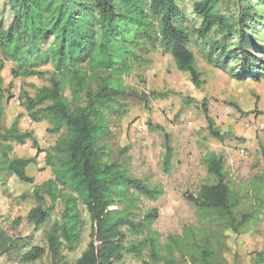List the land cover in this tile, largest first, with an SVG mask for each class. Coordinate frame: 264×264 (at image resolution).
Listing matches in <instances>:
<instances>
[{"label":"trees","instance_id":"16d2710c","mask_svg":"<svg viewBox=\"0 0 264 264\" xmlns=\"http://www.w3.org/2000/svg\"><path fill=\"white\" fill-rule=\"evenodd\" d=\"M182 2L4 0L0 69L3 62H11L12 78L42 79L40 68H52L48 85L37 88L34 96L22 92L19 99L33 123L47 121L49 132L60 136L41 151L32 132L19 130V116L1 127L4 109L0 106V184L8 176L34 183L26 174L34 158L10 157L13 143L31 142L38 153H44L45 165L52 171V178L33 188L35 206L25 218L34 230L49 224L45 246L35 245L32 235L13 236L0 226V258L11 264H35L47 257L49 264H67L64 253L77 249L85 230L83 209L90 240L74 264H116L124 255L143 262L147 258L145 264H174L175 253L187 264L214 263L217 250L194 227H184L181 236H169L165 245L160 243L159 233L152 229L158 212L143 211L141 201L157 200L163 189L131 173L129 147H119L111 131L133 106L146 100L144 94L129 89L124 79L150 67L158 50L172 58L177 71L189 75L195 89L205 83L190 50L197 42L205 46L203 58L214 68L229 71L237 80L264 78V61L258 57L264 56V15L259 12L264 10V0H242L235 10L230 0H194L190 14L196 20L191 21ZM150 96L165 97L154 92ZM230 106L241 115L248 114L236 103ZM201 108L209 136L223 141L226 135L215 127L205 101ZM171 157L169 137L164 134L166 171ZM201 163L213 183L201 185L195 195H184L195 207L198 222L215 219L234 233L256 222L257 211L236 218L242 198L227 179L223 158L210 152ZM262 182L250 189L259 207H264V195L258 197L264 194ZM56 204L61 206L60 216L52 220Z\"/></svg>","mask_w":264,"mask_h":264},{"label":"rangeland","instance_id":"374dc122","mask_svg":"<svg viewBox=\"0 0 264 264\" xmlns=\"http://www.w3.org/2000/svg\"><path fill=\"white\" fill-rule=\"evenodd\" d=\"M193 1L182 2L186 19L190 21L196 20L190 14ZM230 1L232 10H235L234 5L242 3V0ZM3 2L0 0V9ZM259 12L264 15V10ZM263 29L264 26L261 27L262 35ZM203 47L198 42L190 45L201 79L205 81L200 89H195L189 75L177 71L172 58L160 50L152 54L153 63L144 72L125 78L124 84L138 94H144L146 100L133 106L128 116L118 127H111V131L119 147H129L131 173L150 186L163 189L157 200L142 198L141 201L143 211L156 209L158 212L152 229L159 233L162 245L169 236H181L184 227H194L199 236L205 233L217 250L213 264H264V207L258 206L257 198L250 191L252 184L258 181H263L261 186H264V78L260 81L235 79L229 71L223 72L207 64L202 54ZM258 57L264 61L263 55ZM13 67V63L3 62L0 69V106L4 109L1 127H7L19 116V130L32 132L39 149L46 151L60 135L49 132L51 125L47 121L33 123L19 97L22 92L34 96L37 88L48 85L52 68H40L44 76L38 79L12 78L10 71ZM151 92L162 93L165 97L154 98L150 96ZM65 96L70 98L68 91ZM203 101L215 127L226 135L223 141L209 136L201 108ZM230 103H236L248 114L241 115ZM164 134L168 135L172 150L168 171L163 164ZM210 152L223 158L227 179L242 198L235 211L236 218L256 211L259 213L256 222L248 223L235 233L224 229L215 219L211 223H199L195 207L184 198L186 193L195 195L201 185L213 183V178L201 163V158ZM9 156L34 158V163L26 168V174L33 177L34 183L26 184L8 176L0 184V226L13 236L32 235L35 245L45 246L49 224L34 230L25 218L35 206L33 188L52 178V171L45 165L44 153H38L29 141L24 145L13 143ZM263 195H259V199ZM46 206H50L48 200ZM60 211L61 206L56 204L52 220L59 218ZM82 216L86 222L85 230L77 249L73 253H64L67 264L75 263L90 240L89 220L83 209ZM174 256L177 259L174 264H187L177 253ZM145 262H148L147 258L143 262L124 255L116 264ZM0 264L11 263L0 258ZM35 264H49V259L45 257Z\"/></svg>","mask_w":264,"mask_h":264}]
</instances>
